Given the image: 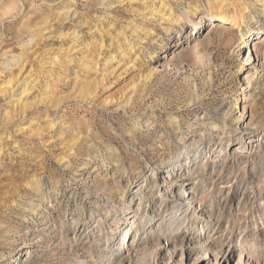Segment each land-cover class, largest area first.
I'll list each match as a JSON object with an SVG mask.
<instances>
[{"label": "rangeland", "instance_id": "obj_1", "mask_svg": "<svg viewBox=\"0 0 264 264\" xmlns=\"http://www.w3.org/2000/svg\"><path fill=\"white\" fill-rule=\"evenodd\" d=\"M0 264H264V0H0Z\"/></svg>", "mask_w": 264, "mask_h": 264}, {"label": "bare ground", "instance_id": "obj_2", "mask_svg": "<svg viewBox=\"0 0 264 264\" xmlns=\"http://www.w3.org/2000/svg\"><path fill=\"white\" fill-rule=\"evenodd\" d=\"M218 19H219V21H222L223 23L222 24H227V23H232V25L233 26H238V23H239V16L238 17H236L235 15L233 16V15H229L228 17L226 16V15H223V16H221V15H219L218 16ZM194 27L196 28V30H197V28L198 27H196V25H194ZM247 34V32L246 33H243V35H246ZM252 33L250 32L248 35H251ZM178 211V210H177ZM177 211H175L174 212V214L171 216V221H173L174 220V218H176L177 217ZM125 231L127 232V229H125ZM128 236H129V234L128 233H126ZM124 235V234H123ZM126 235V236H127ZM126 236H125V239H126ZM135 237H137V244L139 243V241H140V235H138V233L136 232L135 233ZM127 238H129L130 239V236L129 237H127ZM134 241V240H133Z\"/></svg>", "mask_w": 264, "mask_h": 264}]
</instances>
